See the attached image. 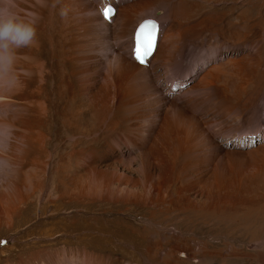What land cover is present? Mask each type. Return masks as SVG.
Masks as SVG:
<instances>
[{"label":"rangeland","instance_id":"rangeland-1","mask_svg":"<svg viewBox=\"0 0 264 264\" xmlns=\"http://www.w3.org/2000/svg\"><path fill=\"white\" fill-rule=\"evenodd\" d=\"M69 1L12 0L36 37L0 86V264H262L252 238L240 260L193 256L219 244L183 228L179 198L264 206V1L169 0L182 50L149 76L111 69L131 35L99 26L102 0ZM156 1L121 6L133 25Z\"/></svg>","mask_w":264,"mask_h":264},{"label":"bare ground","instance_id":"bare-ground-1","mask_svg":"<svg viewBox=\"0 0 264 264\" xmlns=\"http://www.w3.org/2000/svg\"><path fill=\"white\" fill-rule=\"evenodd\" d=\"M107 0H102V21L98 24L99 26L101 25V27L103 28H107L108 29L111 27L112 24H116L119 23V27H118V32H119V36L121 38H124L125 35H131V53L129 56V62L126 63V61H123L121 58L116 59V63L111 66V69L115 72V74L122 68H127L130 69L132 71H135L138 73V75H144V76H149L152 75L150 72V66H152L153 63H151V60L158 55V53H160L162 55V57L164 59H167L168 61H171L173 59V57H175L177 54H179L182 50V46H180V37L179 34L176 32V30H174L175 28L171 26V22L169 19V13L171 12L169 10H172V12H174L175 14L181 12V14H188L187 12H185V7L186 4H184V2H181L179 4H173L169 2V0H157L156 4H154V9L158 10L157 13H155V16H145L143 18H139L137 20V22L133 25H131V21H130V14L128 13L127 10L123 9L121 6V0H110L109 2H106ZM113 1V2H112ZM125 1V0H124ZM161 1H163L161 3ZM256 2V0H254ZM264 1V0H263ZM262 1V2H263ZM68 2H70L68 0ZM81 2V1H80ZM170 3V6H166L167 3ZM253 0L250 2L252 3ZM261 2V3H262ZM55 3V2H54ZM52 3V4H54ZM67 3V2H66ZM192 3V2H191ZM51 4V5H52ZM69 4V3H68ZM107 4H112L115 7V13L113 15H109L108 18H106L103 15V11L105 9V6ZM172 4V5H171ZM255 5V3H252V5ZM55 5V4H54ZM67 5V4H66ZM258 5V4H256ZM259 5H264L263 4H259ZM70 7V4L68 5ZM85 6V5H84ZM75 7V6H72ZM91 8V7H90ZM94 8V7H93ZM138 8V7H137ZM188 8V7H187ZM186 8V9H187ZM238 8V7H237ZM240 8V7H239ZM68 9V7H67ZM83 9V8H82ZM261 9V8H260ZM142 10V9H141ZM257 9H255L256 11ZM73 11V9H72ZM77 11V10H76ZM149 13L151 10H148ZM238 11V10H237ZM243 11V10H242ZM242 11H239L242 13ZM69 12V10H68ZM88 12V11H87ZM96 12V11H95ZM254 12V11H253ZM70 13V12H69ZM145 13V12H144ZM252 13V12H251ZM260 11L258 12V15L260 16ZM262 13V12H261ZM77 14V13H76ZM74 14V15H76ZM100 14V13H99ZM98 14V15H99ZM185 14V15H186ZM257 14V13H256ZM78 15V14H77ZM93 15V14H91ZM132 15V14H131ZM174 15V14H173ZM251 15V14H250ZM254 15V14H253ZM84 16V15H83ZM89 16V15H87ZM256 16V15H255ZM90 17V16H89ZM96 17V16H95ZM94 16H92V18H89L87 21V23H84V27L85 30L87 31V33H91L92 30L91 27H88L89 22L92 23V27L95 28V30H99L96 29V24L94 23L93 20H95ZM261 17V16H260ZM83 18V17H82ZM97 18V17H96ZM149 18H155L159 21L160 23V28H159V32H158V40H157V45H156V49L154 51V53L146 59L145 63H139V61H136L133 57L134 54V36H135V31L138 27V25L143 22L146 19ZM70 19V17H69ZM68 19V20H69ZM93 19V20H92ZM186 19V18H185ZM98 20V18L96 19ZM84 22V21H83ZM244 22V20H243ZM260 22V21H259ZM181 23V22H180ZM78 24V23H77ZM245 24V23H243ZM76 25V24H75ZM87 25V26H86ZM98 26V27H99ZM130 26H132L130 28ZM240 26V24H239ZM243 26V25H242ZM241 26V27H242ZM83 27V28H84ZM115 27V26H114ZM244 27V26H243ZM259 28V26H257ZM90 28V29H89ZM174 28V29H173ZM249 28V27H248ZM247 29V28H246ZM260 29V28H259ZM101 30V29H100ZM249 30V29H248ZM255 30V29H254ZM257 30V29H256ZM90 31V32H89ZM94 31V30H93ZM96 31V32H97ZM114 31V30H113ZM244 31V30H243ZM242 31V32H243ZM100 32V31H98ZM97 32V34H98ZM102 32H105L102 31ZM101 32V33H102ZM115 32V31H114ZM233 31H231L232 33ZM246 32V31H245ZM94 33V32H93ZM255 33V32H254ZM260 33V31H259ZM258 33V35H259ZM96 34V33H95ZM105 34V33H104ZM117 34V33H116ZM233 34H237V33H233ZM241 35V33H240ZM245 35V34H244ZM244 35L242 34V36L244 37ZM247 35V33H246ZM86 36V35H85ZM84 36V37H85ZM92 36V35H91ZM160 36H162L160 38ZM255 36V35H254ZM119 37V38H120ZM246 37V36H245ZM251 37V35L249 36ZM235 38V37H234ZM239 38V37H238ZM237 38V39H238ZM248 38V37H247ZM242 39V38H241ZM244 39V38H243ZM103 40V39H102ZM236 40V39H235ZM240 40V39H239ZM260 40V39H259ZM124 41V40H123ZM255 41V40H254ZM100 42V41H99ZM262 42V41H261ZM233 43V42H232ZM244 43V42H243ZM246 43V42H245ZM257 43V42H256ZM258 45V44H256ZM237 46V45H236ZM254 46V45H253ZM258 47H261L258 45ZM257 47V48H258ZM256 48V47H255ZM256 50V49H255ZM259 50V49H258ZM257 50V51H258ZM260 51V50H259ZM263 51V50H262ZM177 53V54H176ZM260 54V53H259ZM160 55V56H161ZM120 57V56H119ZM125 59V58H124ZM174 60V59H173ZM176 62V61H175ZM256 62V61H255ZM264 62V61H263ZM151 63V64H150ZM258 63V62H256ZM255 63V64H256ZM18 64V63H17ZM111 64V63H110ZM169 64V63H168ZM171 64V63H170ZM260 64V63H259ZM149 66V67H147ZM166 66V65H165ZM171 66V65H169ZM254 66V65H253ZM264 66V65H263ZM110 68V67H109ZM251 69V68H250ZM123 70V69H122ZM129 71V70H128ZM125 73V72H124ZM252 74V73H251ZM254 75V74H253ZM114 76V75H113ZM250 76V74H249ZM252 76V75H251ZM113 79V77H112ZM142 79V78H141ZM140 79V80H141ZM152 79V78H151ZM139 80V79H138ZM152 81V80H151ZM248 82V81H247ZM111 86V85H110ZM9 87V86H8ZM258 89V88H256ZM12 90V89H11ZM235 94V93H234ZM262 96V95H260ZM1 98V97H0ZM107 109V108H106ZM147 169V168H146ZM152 174L150 173V169L148 170L147 174H146V178L148 180H150L152 178ZM180 190V188H179ZM183 193V192H182ZM181 197H182V201L184 203V205H190L191 207H189L188 209L189 212L187 216L184 217V219L182 220V226L184 229L186 230H191L194 232L193 235L195 236H201L202 238L205 236H210V238H214L215 241H211L210 239L205 240L206 242L210 243L211 246H215V244H219V246H215V248L211 251V253L205 252L202 248H197L196 250H192V248H190L189 243L186 244L187 247V251L191 252L192 251V255L193 256H202L206 259L209 260H215L216 262L222 260V259H227V258H234L235 260H240L239 256H241V249L240 247L242 246L243 242L245 240H247L248 238H252L251 240H257L260 244V241L263 240L264 241V206L258 207V206H245L246 208L241 210L239 208H236V206L232 209H219V208H211L213 207L212 205H215V201H213L211 198L214 199V196H210L211 200L206 207H199L196 205V203L189 197L186 195H182L177 197L180 199L179 205L181 203ZM260 201V200H259ZM258 202V201H257ZM256 202V203H257ZM262 202V201H260ZM215 203V204H214ZM254 203V202H253ZM259 203V202H258ZM257 203V204H258ZM263 205V204H262ZM178 207V206H177ZM176 207V208H177ZM240 207V206H239ZM168 209V208H167ZM166 209V210H167ZM163 211V210H162ZM169 211V210H167ZM171 211V210H170ZM175 211V210H174ZM187 211V210H186ZM166 213V211H165ZM180 218V217H179ZM176 220V219H175ZM180 219H178L179 221ZM181 222V221H179ZM181 224V223H180ZM153 225V223H152ZM189 238V237H188ZM186 240V239H185ZM192 240H195L194 236L193 239H191L190 241L187 242H192ZM250 240V241H251ZM186 242V241H185ZM222 245V246H221ZM256 246V243H255ZM195 249V248H194ZM254 249V248H253ZM227 250V251H226ZM228 252V253H227ZM187 255V254H186ZM185 254H182V256H186ZM257 257L259 260H261L262 264H264V250H257Z\"/></svg>","mask_w":264,"mask_h":264},{"label":"clouds","instance_id":"clouds-1","mask_svg":"<svg viewBox=\"0 0 264 264\" xmlns=\"http://www.w3.org/2000/svg\"><path fill=\"white\" fill-rule=\"evenodd\" d=\"M35 23L14 11L12 0H0V86L9 85L13 78L15 50L33 43Z\"/></svg>","mask_w":264,"mask_h":264},{"label":"snow or ice","instance_id":"snow-or-ice-1","mask_svg":"<svg viewBox=\"0 0 264 264\" xmlns=\"http://www.w3.org/2000/svg\"><path fill=\"white\" fill-rule=\"evenodd\" d=\"M113 9L111 7H107L104 9L103 11V15L108 18L109 17V13L112 12ZM159 28L158 23L155 20L152 19H148L145 20L140 26H139V32H138V36L140 34V32H143L145 29H149L150 33L152 35V37H155V34L157 33ZM151 54V42L149 43V45L146 47L145 52H144V56L147 57ZM137 59L138 61H140L141 63H144V59L143 57H141L139 54H137Z\"/></svg>","mask_w":264,"mask_h":264}]
</instances>
